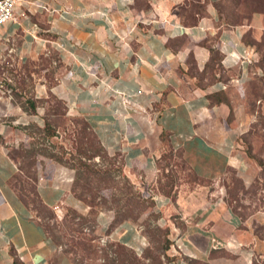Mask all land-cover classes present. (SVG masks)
Here are the masks:
<instances>
[{
    "label": "crops",
    "instance_id": "crops-1",
    "mask_svg": "<svg viewBox=\"0 0 264 264\" xmlns=\"http://www.w3.org/2000/svg\"><path fill=\"white\" fill-rule=\"evenodd\" d=\"M191 1L22 0L16 18L0 25V57L25 64L57 55L50 91L121 159L127 176L159 198L155 209L170 228L168 264H264L263 187L245 208L217 189L179 192L174 201L154 188L167 151L214 188L230 169L246 187L263 181V166L240 140L255 120L264 75L262 53L246 36L259 40L264 13L232 24L219 0H195L200 10L190 14ZM244 54L249 60L234 62ZM7 133L0 122V264H74L12 184L19 169L4 145ZM36 190L50 208L88 210L68 182L42 177ZM112 222L100 211L102 232L144 249L135 222ZM213 240L223 246L213 248Z\"/></svg>",
    "mask_w": 264,
    "mask_h": 264
},
{
    "label": "rangeland",
    "instance_id": "rangeland-1",
    "mask_svg": "<svg viewBox=\"0 0 264 264\" xmlns=\"http://www.w3.org/2000/svg\"><path fill=\"white\" fill-rule=\"evenodd\" d=\"M200 5L192 0L186 13H194ZM217 9L226 22L243 23L256 13H264V0H219ZM246 40L264 56V33L259 40L248 33ZM260 64L264 70V57ZM57 67L53 52L25 64L0 57V122L8 125L4 145L19 169L12 184L74 264H165L163 253L171 241L170 228L162 220L161 211L155 209L152 188H143L127 176L121 159L108 154L87 122L69 112L65 102L50 91ZM257 101L255 120L240 144L263 166L262 182L256 178L246 187L237 172L230 169L217 179L214 188L212 180L198 178L190 171L180 153L167 151L160 163L155 190L169 194L174 201L179 192L197 189H217L244 208L248 206L246 202L256 201L264 188V75L259 80ZM80 162L87 166H79ZM42 177L68 182L77 198L74 186L83 190L84 200H80L88 210L66 205L54 209L40 203L33 192ZM97 211L110 212L115 225L124 220L135 222L146 237L142 252L102 232Z\"/></svg>",
    "mask_w": 264,
    "mask_h": 264
},
{
    "label": "built area",
    "instance_id": "built-area-1",
    "mask_svg": "<svg viewBox=\"0 0 264 264\" xmlns=\"http://www.w3.org/2000/svg\"><path fill=\"white\" fill-rule=\"evenodd\" d=\"M21 4H22V0H0V25L10 20H14L16 18L17 8ZM240 60H249L248 54L236 56L234 58L235 63L239 62ZM222 87L224 88L226 86L222 85ZM125 102L129 103V99L127 97H125ZM153 198H156L157 200H159V198L157 197H153ZM212 246L213 248H218V247L223 246V243L213 240ZM178 247H180V245ZM142 250H143L142 248H139L137 249L136 252L141 253Z\"/></svg>",
    "mask_w": 264,
    "mask_h": 264
},
{
    "label": "trees",
    "instance_id": "trees-1",
    "mask_svg": "<svg viewBox=\"0 0 264 264\" xmlns=\"http://www.w3.org/2000/svg\"><path fill=\"white\" fill-rule=\"evenodd\" d=\"M263 54H262V59H263ZM262 61V60H261ZM260 61V62H261ZM79 164V166H81V165H84V166H87V164L86 163H84V162H80V163H78ZM73 191H74V193L78 196V198L79 199H81V200H84V192H83V190H77V187L76 186H74V189H73ZM33 194L34 195H36V197L39 199V201H40V203H42L43 205H45L41 200H40V198L38 197V194H37V190H35L34 192H33ZM90 202H92V201H90ZM46 206V205H45ZM48 207V206H47ZM98 214V211L96 212V215ZM113 226H115V224H112V227ZM170 244H171V242L168 244V246L165 248V250H164V253H163V256H164V263L165 264H168V261H169V257H168V255H167V253H166V250L170 247ZM192 262H196V261H194V260H192Z\"/></svg>",
    "mask_w": 264,
    "mask_h": 264
}]
</instances>
